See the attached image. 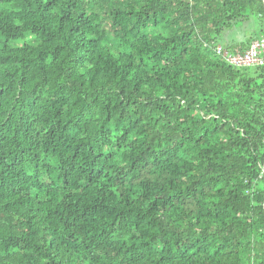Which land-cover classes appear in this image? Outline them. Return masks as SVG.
<instances>
[{
  "label": "trees",
  "instance_id": "trees-1",
  "mask_svg": "<svg viewBox=\"0 0 264 264\" xmlns=\"http://www.w3.org/2000/svg\"><path fill=\"white\" fill-rule=\"evenodd\" d=\"M260 38L263 0H0V264H264V68L216 53Z\"/></svg>",
  "mask_w": 264,
  "mask_h": 264
},
{
  "label": "built area",
  "instance_id": "built-area-1",
  "mask_svg": "<svg viewBox=\"0 0 264 264\" xmlns=\"http://www.w3.org/2000/svg\"><path fill=\"white\" fill-rule=\"evenodd\" d=\"M216 53L229 64L237 68L260 67L264 68V38L254 40L247 51L239 50L234 53L222 46H218ZM264 178V160L260 164V179Z\"/></svg>",
  "mask_w": 264,
  "mask_h": 264
},
{
  "label": "rangeland",
  "instance_id": "rangeland-1",
  "mask_svg": "<svg viewBox=\"0 0 264 264\" xmlns=\"http://www.w3.org/2000/svg\"><path fill=\"white\" fill-rule=\"evenodd\" d=\"M251 33V29L247 26H244L241 24L236 29H233L232 31H229L223 38V44L225 46L231 45L235 42L245 40Z\"/></svg>",
  "mask_w": 264,
  "mask_h": 264
},
{
  "label": "water",
  "instance_id": "water-1",
  "mask_svg": "<svg viewBox=\"0 0 264 264\" xmlns=\"http://www.w3.org/2000/svg\"><path fill=\"white\" fill-rule=\"evenodd\" d=\"M264 1V0H263Z\"/></svg>",
  "mask_w": 264,
  "mask_h": 264
}]
</instances>
